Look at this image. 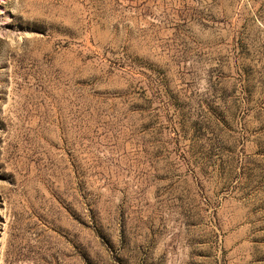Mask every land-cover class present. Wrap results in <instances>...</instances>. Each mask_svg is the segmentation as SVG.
Masks as SVG:
<instances>
[{
  "label": "rangeland",
  "instance_id": "rangeland-1",
  "mask_svg": "<svg viewBox=\"0 0 264 264\" xmlns=\"http://www.w3.org/2000/svg\"><path fill=\"white\" fill-rule=\"evenodd\" d=\"M0 264H264V0H0Z\"/></svg>",
  "mask_w": 264,
  "mask_h": 264
}]
</instances>
